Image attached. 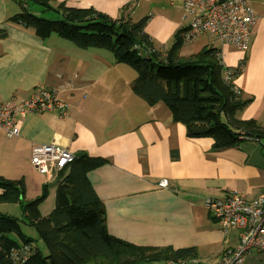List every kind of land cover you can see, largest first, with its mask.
<instances>
[{
	"label": "crops",
	"instance_id": "obj_1",
	"mask_svg": "<svg viewBox=\"0 0 264 264\" xmlns=\"http://www.w3.org/2000/svg\"><path fill=\"white\" fill-rule=\"evenodd\" d=\"M246 1L257 16L247 50L220 42L211 47L225 67L240 68L233 84L249 102L233 119L222 117L238 132L235 121L253 120L264 129V0ZM11 3L0 0V29L5 33L0 40V104L18 103L36 88L48 87L60 91L67 113L62 119L54 112L18 117L19 134L12 138L0 129V177L12 181L16 174L24 182V168L33 170L29 155L35 144L54 143L73 154L102 158L107 163L90 171L87 179L103 204L111 237L139 247L195 248L196 263L215 264L224 237L204 202L232 192L252 201L264 192V140H240L215 150L209 138H188L163 102L148 106L132 93L136 74L131 68L116 64L104 49H80L56 34L39 38L34 29L10 20L19 14ZM49 4L53 9L91 8L111 20L136 23L146 18L144 32L157 50H168L188 24L181 4L168 0ZM57 178L46 182L44 177L43 182ZM161 179L168 181L166 189L156 185ZM235 235L229 236L230 243Z\"/></svg>",
	"mask_w": 264,
	"mask_h": 264
},
{
	"label": "trees",
	"instance_id": "obj_2",
	"mask_svg": "<svg viewBox=\"0 0 264 264\" xmlns=\"http://www.w3.org/2000/svg\"><path fill=\"white\" fill-rule=\"evenodd\" d=\"M52 0H33L40 13L54 11L58 18L41 19L27 11L12 17V22L35 30L39 38L52 34L80 49L97 48L112 53L114 62L131 68L136 77L130 90L148 106L163 102L173 122L184 125L190 139L209 138L215 150L235 146L240 140L262 141L264 129L255 121H235V131L225 119L231 120L249 100H242L233 82L223 78L217 49L203 47L190 56H182L180 30L168 50L152 47L144 32L146 18L133 23L111 20L93 9L50 6ZM5 33L0 29V40ZM240 73L237 67L233 80ZM102 158L86 155L76 157L57 177L54 208L40 216L38 206L47 195L43 185L41 196L25 201L22 180L0 177V204L18 203L27 219L0 214V264H168V261L195 262V248L172 249L139 247L111 237L106 230L102 202L95 195L87 174L106 164ZM34 228L38 240L46 248L43 255L34 239L25 236L20 223ZM25 253L15 261L13 253Z\"/></svg>",
	"mask_w": 264,
	"mask_h": 264
},
{
	"label": "built area",
	"instance_id": "obj_3",
	"mask_svg": "<svg viewBox=\"0 0 264 264\" xmlns=\"http://www.w3.org/2000/svg\"><path fill=\"white\" fill-rule=\"evenodd\" d=\"M170 5L181 4V11L187 21L183 33L184 43H189L194 37L210 34L222 44L229 45L238 51L245 52L251 35V28L257 16L246 0H168ZM223 78L233 82L235 69L224 66L220 57ZM233 90L238 94L235 86ZM55 88L39 87L25 100L18 103L6 102L0 104V129L7 138L19 134L18 117L29 114L57 113V117H66V104L59 98ZM29 161L31 167L46 182H51L64 171L76 158L75 154L52 143L35 144L30 148ZM161 189H166V180L157 183ZM205 208L217 222L223 234L224 241L221 258L216 264H243L252 249L264 252V192L255 200L249 201L242 194L232 192L222 200L206 199ZM235 232V242L230 243L229 236ZM15 261L25 259V253H13ZM168 264H196L184 260L169 261ZM205 264V263H204Z\"/></svg>",
	"mask_w": 264,
	"mask_h": 264
},
{
	"label": "rangeland",
	"instance_id": "obj_4",
	"mask_svg": "<svg viewBox=\"0 0 264 264\" xmlns=\"http://www.w3.org/2000/svg\"><path fill=\"white\" fill-rule=\"evenodd\" d=\"M11 1L13 2L11 4H13V6L16 7V10L18 11V13H20L22 11L21 10V7H22L23 11H27V12H29V13H31V14H33V15L41 18V19H52V20H54V19L58 18V16H57L58 14H56L54 11L40 13L41 7L38 4L33 3V0H11ZM204 44H205V46H204ZM217 45H219V43L214 36H212L210 34L197 35L196 37H194L190 41V43L182 44V52H183L184 56H190L192 54L199 52L202 49V47H206V46L215 47ZM106 52H108V54L111 57H113V55L110 51L106 50ZM262 144L264 145V141H262ZM14 175H11L12 177H15L14 178L15 180H12V181L22 180V182H23V179L20 176H16V174H14ZM24 175H25V178H24V182H23V188H24L25 195H24L23 200L25 199V201H31V200L41 196L43 185H45L43 182L44 177L41 176L34 169L32 170L30 167L24 168ZM161 180H166V179H161ZM161 180H159L158 182H160ZM166 182L168 184L167 180H166ZM58 183H59V181H56V182L48 183L46 185L47 186V195H46L45 199L38 206V212H39L40 216H43V217L47 216L48 214H50V212L54 208V204H55L54 203V201H55L54 196H55V191H56ZM168 186H169V184H168ZM0 214L21 219L24 223L27 222V219L24 217V214L20 208V204H18V203L0 204ZM24 223H22V222L20 223L22 233L25 236L36 240L35 241L36 247L41 251V253L43 255L46 256L47 251H46L45 245L40 240H38V237H37V234H36L34 228H32L28 224H24ZM221 254H222V252H221ZM196 264H204V263H198L197 262ZM205 264H207V263H205ZM243 264H264V252H258L255 249H252L250 254L247 256L246 260L243 262Z\"/></svg>",
	"mask_w": 264,
	"mask_h": 264
},
{
	"label": "water",
	"instance_id": "obj_5",
	"mask_svg": "<svg viewBox=\"0 0 264 264\" xmlns=\"http://www.w3.org/2000/svg\"><path fill=\"white\" fill-rule=\"evenodd\" d=\"M75 156H76V157H83L84 154H83V153H76Z\"/></svg>",
	"mask_w": 264,
	"mask_h": 264
}]
</instances>
